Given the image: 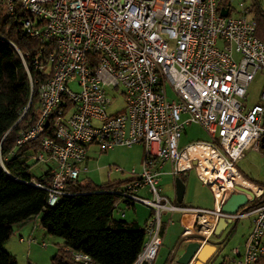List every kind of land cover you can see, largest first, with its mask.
I'll use <instances>...</instances> for the list:
<instances>
[{
  "label": "built area",
  "instance_id": "2783aa9c",
  "mask_svg": "<svg viewBox=\"0 0 264 264\" xmlns=\"http://www.w3.org/2000/svg\"><path fill=\"white\" fill-rule=\"evenodd\" d=\"M15 2L29 15L24 31L53 43L34 60L35 69L47 76L29 78L31 87H37V102L16 139V147L37 139L56 113L53 137L41 138L40 151L31 156L50 167L51 179L36 184L47 192L48 204L65 194L66 181L87 171L92 147L105 152L140 144L142 168L129 189L135 193L148 186L152 199L127 196L148 205L153 215L132 264L154 263L165 211L193 215L190 227L182 221L181 239L200 245L211 241L220 217L233 222L253 215L242 248H233L219 264H257L264 257V202L253 209L240 207L232 215L221 212L238 187L254 194L250 203L264 195V186L250 182L236 165L246 150L264 152V81L258 102L246 108L240 100L257 73L264 75V42L247 6L240 3L237 9L235 0H0L4 14L13 12ZM167 86L174 99L167 97ZM118 96L122 107L109 112ZM190 123L201 125L210 140L180 148ZM166 161L173 176L194 169L210 187L214 208L170 201L158 186ZM19 241L25 239L20 236ZM69 253L76 262L93 264L86 253Z\"/></svg>",
  "mask_w": 264,
  "mask_h": 264
},
{
  "label": "trees",
  "instance_id": "16d2710c",
  "mask_svg": "<svg viewBox=\"0 0 264 264\" xmlns=\"http://www.w3.org/2000/svg\"><path fill=\"white\" fill-rule=\"evenodd\" d=\"M247 9L256 21V35L264 42V8L259 0H252ZM28 16L17 2L11 14H4L0 3V264H18L3 245L15 227L26 226L37 216L39 226L60 239L50 264H81L72 258L69 249L88 254L93 264H132L145 239L146 221H126L115 218L113 213L120 204L125 209L135 208V201L127 196L134 193L129 186L135 178L97 184L80 174L76 180L66 181L65 194L49 205L47 192L36 184H46L51 179L50 167L35 175L27 160L40 151L41 138L53 137L56 113L50 115L45 131L37 139L16 147L19 132L31 119L37 102V87H31L29 78L47 76L35 69L34 60L39 52L43 57L53 48L52 42L24 31L22 23ZM178 177L185 182V175ZM262 202L264 195L251 202L248 209ZM236 221L225 238L234 231ZM257 264H264V257Z\"/></svg>",
  "mask_w": 264,
  "mask_h": 264
},
{
  "label": "rangeland",
  "instance_id": "374dc122",
  "mask_svg": "<svg viewBox=\"0 0 264 264\" xmlns=\"http://www.w3.org/2000/svg\"><path fill=\"white\" fill-rule=\"evenodd\" d=\"M264 8V0H259ZM240 3L248 6L252 0H235L233 6L240 9ZM264 75L258 72L255 78L249 82L244 98L240 99L242 104L248 108L258 102L259 93L263 85ZM75 88V85H73ZM166 95L169 99H174L175 95L171 89L166 87ZM123 99L118 96L114 99L108 107L109 112H114L122 107ZM210 140L207 131L197 123H190L187 125L179 139V146L197 142ZM86 162L87 171L81 172L80 177H88L95 183L100 184L107 180L138 178L142 168L143 148L141 145L134 144L130 147L116 146L105 152L95 151L92 147L88 154ZM30 165V170L33 174L39 175L47 168L48 164L44 162H34L31 158L27 160ZM238 170L253 184L264 186V154L254 150H246L241 159L236 163ZM115 169H118L116 171ZM134 170V173L131 170ZM172 164L168 161L162 164L161 173L159 176L158 186L162 192L167 194L170 198L174 196L175 192V177L172 175ZM138 196L152 199V194L148 186H142L135 191ZM182 205L192 207H200L206 209L214 208V196L210 187L203 184L197 177L194 169L186 172L185 193L181 201ZM250 202L242 207H248ZM115 218H123L126 221L137 220L143 224L146 220L152 217V209L141 202H135V208L125 209L121 204L114 210ZM179 213L177 212H163L161 219L164 223V234L162 237V245L159 248L158 255L153 264H165L170 259L172 251L176 248L181 233L183 232V225L179 220ZM193 215L184 216V224L190 227L193 220ZM253 215L249 217H241L236 221V226L231 235L225 238L229 227L221 233L220 236H213L211 242L216 244V251L208 260V264H219L222 258L231 255V250L235 247H241L244 239L250 229ZM40 216H37L30 224L23 227V230L15 227L12 236L4 243L3 248L10 254L14 255L18 264H27L32 262L34 264H50V259L56 251V242L60 241L58 237L48 235L39 226ZM22 236L25 241L20 242L19 237ZM33 237L34 242H28L27 239ZM45 242L46 246L41 243ZM211 253V252H210ZM208 253L207 256L210 255Z\"/></svg>",
  "mask_w": 264,
  "mask_h": 264
},
{
  "label": "water",
  "instance_id": "95a60500",
  "mask_svg": "<svg viewBox=\"0 0 264 264\" xmlns=\"http://www.w3.org/2000/svg\"><path fill=\"white\" fill-rule=\"evenodd\" d=\"M226 12V10H223L222 14L226 15ZM193 163L195 164L196 162L193 161ZM238 191L232 193L223 203L221 207L222 213L228 215L235 214L240 207L254 199V194L249 189L238 187ZM184 192V182L178 176L175 177V199L178 202L182 201ZM246 194L250 197H247ZM231 222L232 219L230 217H220L215 225L213 235L220 236ZM180 243H183V245L179 246ZM215 251L216 244L214 242L210 241L209 243L200 245L197 241L184 242L183 239H180L166 264H207ZM208 253H210L209 256H207Z\"/></svg>",
  "mask_w": 264,
  "mask_h": 264
},
{
  "label": "crops",
  "instance_id": "0c3cea01",
  "mask_svg": "<svg viewBox=\"0 0 264 264\" xmlns=\"http://www.w3.org/2000/svg\"><path fill=\"white\" fill-rule=\"evenodd\" d=\"M137 145H140V144H137ZM142 146V145H141ZM180 147V146H179ZM142 148H143V146H142ZM180 148H183V147H180ZM261 153H263L264 154V152H261ZM89 154V153H88ZM89 157V156H88ZM88 157L86 158V160H85V164H86V162H87V159H88ZM86 166V165H85ZM172 168H173V166H172ZM172 171V170H171ZM188 172V171H187ZM183 175H185V177H186V172L183 174ZM174 177H177V176H174ZM174 183H175V179H174ZM184 185H185V182H184ZM185 193V192H184ZM165 194V193H164ZM169 199H170V201H172V202H174L176 199H175V192H174V196L172 197V198H170L167 194H165ZM179 205H181V206H187V207H192V206H188V205H182V204H179ZM195 208H200V207H195ZM204 209H206V208H204ZM165 212H167V211H165ZM177 213H179V215H180V217H179V220L181 221V223H182V221H183V219H184V216H182L181 217V212H177ZM137 221V220H136ZM147 221V220H146ZM138 222V221H137ZM139 223V222H138ZM192 223V222H191ZM140 224V223H139ZM144 224V223H143ZM164 224V223H163ZM183 224H184V221H183ZM182 224V225H183ZM191 225V224H190ZM27 226V225H26ZM23 227H25V226H23ZM23 227H20V230H23ZM164 229H165V227H164ZM181 238V237H180ZM156 260V259H155ZM167 263V262H166ZM165 263V264H166Z\"/></svg>",
  "mask_w": 264,
  "mask_h": 264
},
{
  "label": "bare ground",
  "instance_id": "6f19581e",
  "mask_svg": "<svg viewBox=\"0 0 264 264\" xmlns=\"http://www.w3.org/2000/svg\"><path fill=\"white\" fill-rule=\"evenodd\" d=\"M197 147H194V148H191L190 149V152L192 153V154H194V153H196L197 151ZM242 182H244V181H242ZM245 184H246V182H244Z\"/></svg>",
  "mask_w": 264,
  "mask_h": 264
},
{
  "label": "flooded vegetation",
  "instance_id": "af4514ba",
  "mask_svg": "<svg viewBox=\"0 0 264 264\" xmlns=\"http://www.w3.org/2000/svg\"><path fill=\"white\" fill-rule=\"evenodd\" d=\"M181 239V238H180ZM180 239H179V241H180ZM183 245V243H180V245L179 246H182ZM173 252V251H172ZM172 254V253H171ZM169 261V259L166 261V262H168ZM208 264V263H207Z\"/></svg>",
  "mask_w": 264,
  "mask_h": 264
}]
</instances>
